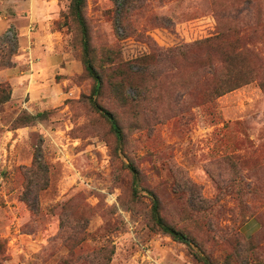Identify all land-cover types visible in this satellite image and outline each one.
I'll use <instances>...</instances> for the list:
<instances>
[{
  "label": "rangeland",
  "instance_id": "rangeland-1",
  "mask_svg": "<svg viewBox=\"0 0 264 264\" xmlns=\"http://www.w3.org/2000/svg\"><path fill=\"white\" fill-rule=\"evenodd\" d=\"M70 2L0 0V264H264V0H87L97 95ZM33 7L69 54L38 53Z\"/></svg>",
  "mask_w": 264,
  "mask_h": 264
},
{
  "label": "trees",
  "instance_id": "trees-1",
  "mask_svg": "<svg viewBox=\"0 0 264 264\" xmlns=\"http://www.w3.org/2000/svg\"><path fill=\"white\" fill-rule=\"evenodd\" d=\"M87 0H71L70 6H69V16L72 18V20L78 25L80 33H81V42H82V62L86 71V74L91 77L95 82V87L93 90L94 95H97L100 93L102 89V77L95 66L94 58L92 54V48H91V39H90V31L88 22L85 16V10H86ZM66 20V17H65ZM134 53V52H133ZM137 54H143L140 56H136L133 61H139L143 60L144 58H147L145 52L139 51ZM230 61V58L228 57L226 60V64H228ZM249 75L246 73H242L240 71L236 72L234 70L228 71L223 78H221L216 86L214 87L212 93L216 98H220L223 95L232 92L244 84H246L248 80ZM12 96V90L10 87V84L8 83H0V105L8 103ZM91 103L93 107L101 113L111 124L112 130L116 134V137L119 142L123 141V133L122 130L118 124L117 119L115 116L105 108H103L100 104H98L95 100H92ZM47 112H39L37 114H29L24 113V117H18L15 122L16 123H22L24 125L35 123L39 120L46 119ZM134 173V180L135 183H137V171L134 167L131 168ZM140 190L144 191L150 198L152 207H151V215L152 220L154 222L155 227L162 232L163 234L169 236L173 241L182 243L186 245L188 248L193 249V247H196L195 242L193 239L183 232L182 230L174 227L173 225L169 224L164 217L161 214V203L158 198V196L148 190V189H139L135 188V193H139ZM196 255L203 259L206 263L209 264L207 258H201V256L196 253Z\"/></svg>",
  "mask_w": 264,
  "mask_h": 264
},
{
  "label": "crops",
  "instance_id": "crops-1",
  "mask_svg": "<svg viewBox=\"0 0 264 264\" xmlns=\"http://www.w3.org/2000/svg\"><path fill=\"white\" fill-rule=\"evenodd\" d=\"M41 9L39 7H33L32 8V19L33 21H39V17L42 14V23L40 25V30L38 31V34L36 36V42L40 40V42L44 43L42 45V50H40L38 53L40 54H69L67 50L64 49L65 44V34L62 31H53L51 29V23L52 21H46L45 16L48 15L50 17V14L48 11L41 12ZM38 18V19H37Z\"/></svg>",
  "mask_w": 264,
  "mask_h": 264
}]
</instances>
